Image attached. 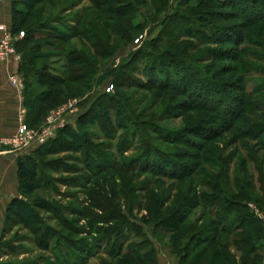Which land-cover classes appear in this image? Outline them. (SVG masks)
<instances>
[{
    "label": "rangeland",
    "instance_id": "1",
    "mask_svg": "<svg viewBox=\"0 0 264 264\" xmlns=\"http://www.w3.org/2000/svg\"><path fill=\"white\" fill-rule=\"evenodd\" d=\"M36 1L0 0V23L20 41L21 85L0 152L37 174L20 192L17 176L14 193L34 211L29 227L5 220L11 197L0 194V264H262L264 0ZM37 96L44 110L31 126ZM99 108L108 125L100 113L88 123ZM22 123L57 144L15 156ZM247 186L239 219L217 218ZM249 227L259 239L246 241ZM205 233L216 240L203 243Z\"/></svg>",
    "mask_w": 264,
    "mask_h": 264
},
{
    "label": "trees",
    "instance_id": "2",
    "mask_svg": "<svg viewBox=\"0 0 264 264\" xmlns=\"http://www.w3.org/2000/svg\"><path fill=\"white\" fill-rule=\"evenodd\" d=\"M36 2H37L36 0H20V3L26 8V10H33ZM23 23H24V20L22 19L19 24L17 23L18 26L15 25L12 28L13 35L14 34L16 35V33L19 32V30L21 29V25ZM22 33L24 34L23 42H26V41L28 42V41L32 40V38L35 36L33 30H28L26 33H24V32H22ZM19 42H17L15 44V48L17 47ZM23 42H22V44H23ZM25 55H26V58H28L27 60H29L28 63L34 62V60L37 58V55H32V54L29 55L27 53ZM43 56H47V55H43ZM20 67H19V69H20ZM42 101H43V99L41 97H38V96L35 97L31 101L33 103V105H34V110L29 115V119L27 120V124H30L31 126H33L35 123H38L40 121V119L42 118L43 110H44ZM98 110H99V112L97 114H94L89 119H88V115H87L85 117L86 118L85 120L87 121V119H88V123L90 125H94L97 122L98 114L100 113V115H102V118L104 119L105 124L108 125L110 123L109 112L107 111L106 108H99ZM262 134H263V132H262ZM69 137L71 138V140H73V144L74 145H79L80 147H84L86 145L85 144L87 142V135L86 134L76 135L74 133H70ZM256 141H257V139H255V142ZM55 144H57L56 141H53V142H50V143H46L45 145H43L44 146L43 148H47L49 146L52 147ZM16 164H17V176H18V180H19V183H20L19 184V189H18L19 192H20V190H21L23 185L25 186L26 189H32L33 188V184L37 181V174L35 173V171H33L32 169H30L27 166V164H26L24 159L22 160L21 158L18 157V159L16 160ZM258 181H259V186H260L259 187L260 188L259 189L260 199H261L262 202H264V173L261 175V177H260V179ZM247 188L249 190V194L250 195L243 194L242 197L240 196V198H241L240 200L237 199V200L226 202L225 204H228V205L224 206V209H222L220 211L221 214L219 213V215H217V218H222L223 220H225V219H227L230 216H232V217L234 216L233 218L239 219V215L242 214L241 209L239 211V214L235 213L233 209L237 208L239 210L240 207L238 206V204H241V202H242L241 200L250 201L252 199L251 197H252V192L253 191L251 189V186H247ZM230 204L232 205V207H230ZM235 206H237V207H235ZM5 215H6L5 216V220L6 221H8L9 218H11V219L15 220L19 225H21L22 227H25V228L29 227L31 225V223L34 222V220H35V214H34L33 209L31 208V206L28 203H26L23 199H21L19 197H15V198H13L11 200V202L7 206V210H6ZM242 216H243V220L248 221V222L251 221L250 219H251L252 215L251 216L242 215ZM116 217H117V215H116ZM214 218H215V216H214ZM108 219L109 220H116L114 217H109ZM221 222L222 221L214 219L212 224H213L214 227H218L219 226V229H220L219 233L225 234V230L222 227L223 225L221 224ZM237 228L238 227L233 228L232 230H236ZM248 230H249L250 237L246 238V241H250L251 240L250 239L251 236H254V240L259 239V235L257 234L256 230L253 227H249ZM49 234H52L53 236L56 235V233L54 231H52V230H49ZM115 235L117 236L118 234L115 233ZM201 237L203 238L202 239L203 243L208 242V241L213 243V241L216 240L215 237H209V235L206 234V233H205L204 236H201ZM199 239L200 238H198V237H197V239L195 238V240H199ZM262 239H263V236L261 237V240ZM188 244L189 243H186V245H184L186 249H188ZM173 246H174V249H175V247H176V242L175 241L173 243ZM222 246L223 247H221V248L224 249V251H226L227 247H228V244H225V245H222ZM185 248L183 250L181 249V251L179 250V254H182V252H184ZM116 250H117L118 253H120L119 248H117ZM250 251L252 252V250H250ZM135 252L137 254V251H134V256H136ZM224 253H226V252H224ZM224 253H222V254H224ZM139 259H141V258L139 257ZM244 263L245 262H243V264Z\"/></svg>",
    "mask_w": 264,
    "mask_h": 264
},
{
    "label": "crops",
    "instance_id": "3",
    "mask_svg": "<svg viewBox=\"0 0 264 264\" xmlns=\"http://www.w3.org/2000/svg\"><path fill=\"white\" fill-rule=\"evenodd\" d=\"M16 61H10L8 63L0 64V136L3 131L2 127H9L7 134L14 133L16 127L18 126V118L21 113V107L18 110V98L19 91L15 89L9 83V76L13 73H16V67H18ZM16 66V67H15ZM13 154V152H0V165L8 164V169H5L4 166L1 167L0 171V194L2 196L11 197L7 200L4 210L7 209V206L13 198H15V191H17V165L16 158L9 159L8 156ZM20 152H14V155L17 156ZM24 153V152H23ZM10 183V184H8ZM262 264H264V251L261 252Z\"/></svg>",
    "mask_w": 264,
    "mask_h": 264
},
{
    "label": "built area",
    "instance_id": "4",
    "mask_svg": "<svg viewBox=\"0 0 264 264\" xmlns=\"http://www.w3.org/2000/svg\"><path fill=\"white\" fill-rule=\"evenodd\" d=\"M23 36L24 34L21 33V37ZM12 58H14V60L12 61H16L14 41L12 38L11 30L9 29V27L7 28L5 24L0 23V63H8ZM9 82L15 89L20 92L21 85L15 74H11L9 76ZM48 136V131H46L45 127H42L36 131H32L22 123L17 132V135L10 143L13 146L12 151L20 152L32 143L43 146L48 142ZM254 212L262 221L264 233V217H261L258 213H256L255 210Z\"/></svg>",
    "mask_w": 264,
    "mask_h": 264
}]
</instances>
